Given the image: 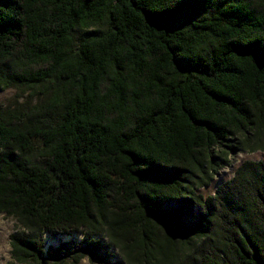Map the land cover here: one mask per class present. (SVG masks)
I'll list each match as a JSON object with an SVG mask.
<instances>
[{
    "label": "trees",
    "instance_id": "16d2710c",
    "mask_svg": "<svg viewBox=\"0 0 264 264\" xmlns=\"http://www.w3.org/2000/svg\"><path fill=\"white\" fill-rule=\"evenodd\" d=\"M7 88L8 264H264V0H0Z\"/></svg>",
    "mask_w": 264,
    "mask_h": 264
},
{
    "label": "rangeland",
    "instance_id": "374dc122",
    "mask_svg": "<svg viewBox=\"0 0 264 264\" xmlns=\"http://www.w3.org/2000/svg\"><path fill=\"white\" fill-rule=\"evenodd\" d=\"M24 96L17 93L14 88H7L0 92V105L14 104L15 101H22ZM264 159V151H254L251 153L242 152L237 154L231 165L222 168L218 174L214 176L208 186L202 187L200 190L204 195L213 194L220 183L230 179L235 172L236 167L244 160H261ZM14 220L3 214H0V264H8L10 260V244L9 235L14 231ZM46 242L50 245H58L60 242L73 240L79 241L81 235L73 234L72 236L52 237L49 234H44ZM79 264H98L91 263L87 258L80 261Z\"/></svg>",
    "mask_w": 264,
    "mask_h": 264
}]
</instances>
